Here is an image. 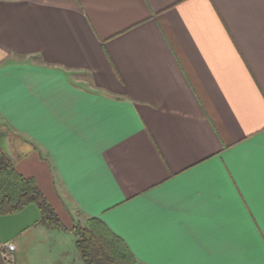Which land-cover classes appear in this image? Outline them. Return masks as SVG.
Masks as SVG:
<instances>
[{"label": "crops", "instance_id": "1", "mask_svg": "<svg viewBox=\"0 0 264 264\" xmlns=\"http://www.w3.org/2000/svg\"><path fill=\"white\" fill-rule=\"evenodd\" d=\"M0 124L64 227L0 264H83L90 218L135 264H264V0H0Z\"/></svg>", "mask_w": 264, "mask_h": 264}, {"label": "trees", "instance_id": "2", "mask_svg": "<svg viewBox=\"0 0 264 264\" xmlns=\"http://www.w3.org/2000/svg\"><path fill=\"white\" fill-rule=\"evenodd\" d=\"M29 204L39 210L40 220L36 224L64 229L36 180L20 173L13 160L0 150V216L17 213ZM73 232L83 264L136 263L124 242L96 218H90L83 227L73 228Z\"/></svg>", "mask_w": 264, "mask_h": 264}, {"label": "water", "instance_id": "3", "mask_svg": "<svg viewBox=\"0 0 264 264\" xmlns=\"http://www.w3.org/2000/svg\"><path fill=\"white\" fill-rule=\"evenodd\" d=\"M0 150L12 159L10 137L6 130H0ZM39 220L40 213L34 204L27 205L17 213L0 216V243H9Z\"/></svg>", "mask_w": 264, "mask_h": 264}, {"label": "rangeland", "instance_id": "4", "mask_svg": "<svg viewBox=\"0 0 264 264\" xmlns=\"http://www.w3.org/2000/svg\"><path fill=\"white\" fill-rule=\"evenodd\" d=\"M3 127V125H1L0 124V129ZM10 137V136H9ZM10 141H12V142H14V144H15V142H17L18 141V143L20 142H22V144H21V146H22V151L24 152V148H25V150H28L30 153H29V157H35V153L34 152H32V150L30 149V148H28V147H26V145H24V143H23V141L20 139V138H17V137H15V136H12L11 135V140ZM13 163H14V166H15V168L18 170V171H20V172H22L23 174H24V155H23V157L20 159V160H17V161H13ZM73 239H74V236H71V240H70V242H71V245H70V243L68 242V240H67V242L65 243V246L68 248V246H70L71 247V250L73 249V246H72V243H73ZM16 241H18V240H16ZM68 243H69V245H68ZM19 249L21 250V248L19 247ZM22 251V250H21ZM76 254H77V252H76ZM78 255V254H77ZM17 264H24L21 260H18L17 261ZM76 264H81V262H79V261H77L76 262Z\"/></svg>", "mask_w": 264, "mask_h": 264}, {"label": "built area", "instance_id": "5", "mask_svg": "<svg viewBox=\"0 0 264 264\" xmlns=\"http://www.w3.org/2000/svg\"><path fill=\"white\" fill-rule=\"evenodd\" d=\"M6 247H7V249H8L9 251H13V249H14L13 245L10 244V243H7V244H6Z\"/></svg>", "mask_w": 264, "mask_h": 264}, {"label": "flooded vegetation", "instance_id": "6", "mask_svg": "<svg viewBox=\"0 0 264 264\" xmlns=\"http://www.w3.org/2000/svg\"><path fill=\"white\" fill-rule=\"evenodd\" d=\"M0 130H2V129H0Z\"/></svg>", "mask_w": 264, "mask_h": 264}]
</instances>
